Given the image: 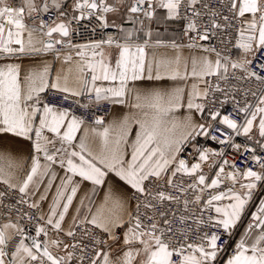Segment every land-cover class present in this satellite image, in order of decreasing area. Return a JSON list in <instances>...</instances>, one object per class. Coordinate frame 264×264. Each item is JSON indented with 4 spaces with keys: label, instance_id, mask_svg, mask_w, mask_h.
<instances>
[{
    "label": "snow or ice",
    "instance_id": "6c2138e0",
    "mask_svg": "<svg viewBox=\"0 0 264 264\" xmlns=\"http://www.w3.org/2000/svg\"><path fill=\"white\" fill-rule=\"evenodd\" d=\"M0 264H264V0H0Z\"/></svg>",
    "mask_w": 264,
    "mask_h": 264
}]
</instances>
